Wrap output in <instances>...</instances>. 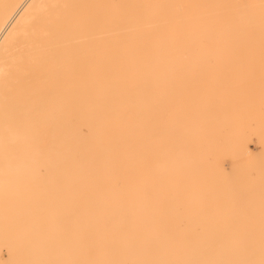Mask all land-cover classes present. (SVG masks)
Segmentation results:
<instances>
[{
    "label": "bare ground",
    "instance_id": "1",
    "mask_svg": "<svg viewBox=\"0 0 264 264\" xmlns=\"http://www.w3.org/2000/svg\"><path fill=\"white\" fill-rule=\"evenodd\" d=\"M228 1L0 0V264H166V240H179L167 204L175 211L187 184L203 194L210 153L234 152L220 143L223 123L248 152L258 116V89L168 71L204 57L165 43L264 26V0H249L248 14L228 13ZM207 236L199 257L186 249L177 264L233 257L236 236L231 249L225 234Z\"/></svg>",
    "mask_w": 264,
    "mask_h": 264
},
{
    "label": "rangeland",
    "instance_id": "2",
    "mask_svg": "<svg viewBox=\"0 0 264 264\" xmlns=\"http://www.w3.org/2000/svg\"><path fill=\"white\" fill-rule=\"evenodd\" d=\"M250 1L229 0L226 2L228 13L240 8L238 10L248 14L254 5V2ZM258 1L255 0V3ZM211 5L208 4L209 7ZM220 35L193 42L184 39L165 43L170 45L169 47H177L174 50L177 54L204 57L201 60L180 62V68L168 71L199 74L205 82L212 80L211 74L220 75L217 81L221 85L214 87L238 95L258 89V116H255L256 109L249 120L248 152H241L242 149L236 145L234 127L228 122L223 123L220 128V143L234 152L210 153V169L197 175L199 179L205 175L210 185L203 194L196 195L193 188L187 184L174 193L176 196L172 200L176 210L169 211L172 206L167 204V211L162 215L169 217L171 228L178 234L179 240H166V249L161 251L167 257L166 264H177L186 249H191L192 257L196 259L203 252L201 247L208 237L207 234L214 236L215 233H223L228 237L227 247L230 249L233 246L231 237L238 238L233 257L229 254L225 264H264V121L261 119L264 117V103L261 101L264 98V26H250L241 37H234L233 33V37L224 39ZM150 44L151 41L148 45ZM191 65L193 67H190ZM71 124L77 126V118L73 117ZM89 134L86 124L79 126L81 137H87ZM194 153L197 157L200 152ZM44 172L45 168L41 167V173ZM155 174L165 178L169 172ZM160 191L167 193L171 189L164 187ZM190 216H193L194 220H191ZM184 234H191V238H184ZM164 256L154 253L153 259L160 262ZM4 257H8L7 252ZM134 261L133 264H143Z\"/></svg>",
    "mask_w": 264,
    "mask_h": 264
}]
</instances>
